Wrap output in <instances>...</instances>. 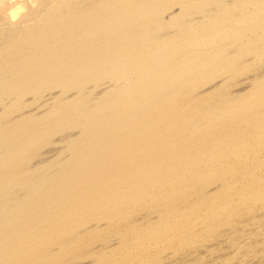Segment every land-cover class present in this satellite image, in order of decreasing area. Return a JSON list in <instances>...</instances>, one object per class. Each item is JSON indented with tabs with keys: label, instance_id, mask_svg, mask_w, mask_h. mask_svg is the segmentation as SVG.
I'll list each match as a JSON object with an SVG mask.
<instances>
[{
	"label": "bare ground",
	"instance_id": "obj_1",
	"mask_svg": "<svg viewBox=\"0 0 264 264\" xmlns=\"http://www.w3.org/2000/svg\"><path fill=\"white\" fill-rule=\"evenodd\" d=\"M0 264H264V0H0Z\"/></svg>",
	"mask_w": 264,
	"mask_h": 264
}]
</instances>
